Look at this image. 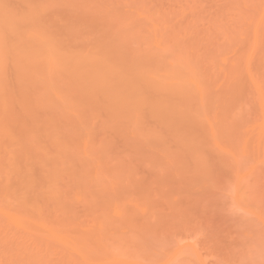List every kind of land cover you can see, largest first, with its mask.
<instances>
[{
    "label": "rangeland",
    "instance_id": "rangeland-1",
    "mask_svg": "<svg viewBox=\"0 0 264 264\" xmlns=\"http://www.w3.org/2000/svg\"><path fill=\"white\" fill-rule=\"evenodd\" d=\"M0 264H264V0H0Z\"/></svg>",
    "mask_w": 264,
    "mask_h": 264
}]
</instances>
